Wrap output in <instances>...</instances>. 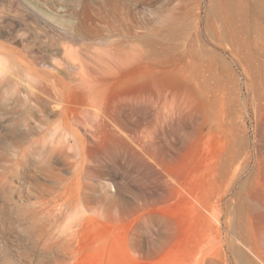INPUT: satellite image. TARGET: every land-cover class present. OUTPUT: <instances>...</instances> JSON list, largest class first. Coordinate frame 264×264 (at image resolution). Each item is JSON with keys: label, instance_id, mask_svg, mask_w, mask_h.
I'll use <instances>...</instances> for the list:
<instances>
[{"label": "rangeland", "instance_id": "obj_1", "mask_svg": "<svg viewBox=\"0 0 264 264\" xmlns=\"http://www.w3.org/2000/svg\"><path fill=\"white\" fill-rule=\"evenodd\" d=\"M75 3L138 38L105 95L125 141L78 128L80 173L73 140L1 139L0 264H264V0Z\"/></svg>", "mask_w": 264, "mask_h": 264}, {"label": "bare ground", "instance_id": "obj_2", "mask_svg": "<svg viewBox=\"0 0 264 264\" xmlns=\"http://www.w3.org/2000/svg\"><path fill=\"white\" fill-rule=\"evenodd\" d=\"M75 2L0 0V115L9 124L0 140L66 143L63 149L70 151L72 140L82 143L77 130L83 128L125 141L110 123L105 95L110 86L122 85L125 71L142 58L138 38L127 42L94 30ZM53 117L55 123L49 121ZM17 154L28 155L12 151ZM85 154L82 144L74 152L80 173Z\"/></svg>", "mask_w": 264, "mask_h": 264}]
</instances>
